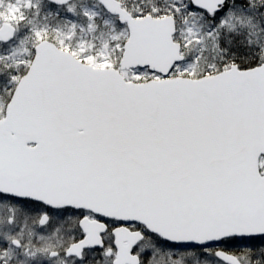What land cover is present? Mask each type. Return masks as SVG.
Here are the masks:
<instances>
[{
	"label": "snow or ice",
	"instance_id": "obj_1",
	"mask_svg": "<svg viewBox=\"0 0 264 264\" xmlns=\"http://www.w3.org/2000/svg\"><path fill=\"white\" fill-rule=\"evenodd\" d=\"M0 264H264V0H0Z\"/></svg>",
	"mask_w": 264,
	"mask_h": 264
}]
</instances>
